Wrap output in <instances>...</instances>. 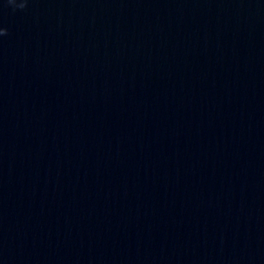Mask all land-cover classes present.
Instances as JSON below:
<instances>
[{
    "label": "clouds",
    "instance_id": "clouds-1",
    "mask_svg": "<svg viewBox=\"0 0 264 264\" xmlns=\"http://www.w3.org/2000/svg\"><path fill=\"white\" fill-rule=\"evenodd\" d=\"M4 3L8 6H12L15 10L16 7L24 8L25 4L21 3L17 5L16 0H4ZM7 35V29L6 28H0V36Z\"/></svg>",
    "mask_w": 264,
    "mask_h": 264
}]
</instances>
